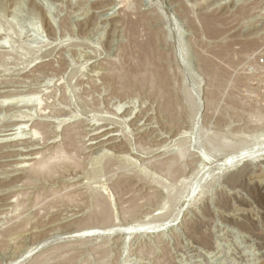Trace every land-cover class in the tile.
<instances>
[{
	"label": "rangeland",
	"instance_id": "obj_1",
	"mask_svg": "<svg viewBox=\"0 0 264 264\" xmlns=\"http://www.w3.org/2000/svg\"><path fill=\"white\" fill-rule=\"evenodd\" d=\"M263 186L264 0H0V264H264Z\"/></svg>",
	"mask_w": 264,
	"mask_h": 264
},
{
	"label": "bare ground",
	"instance_id": "obj_2",
	"mask_svg": "<svg viewBox=\"0 0 264 264\" xmlns=\"http://www.w3.org/2000/svg\"><path fill=\"white\" fill-rule=\"evenodd\" d=\"M130 1H131V0H130ZM209 23H210V22H209ZM207 25H208V24H207ZM209 25H210V24H209ZM210 27H211V25H210ZM212 28H213V27H212ZM208 30H209V29H208ZM210 30H211V29H210ZM212 30H213V29H212ZM212 30H211V31H212ZM156 33H157V32H156ZM154 42H155V41L153 40V37H151L149 40H147L145 43H143V44H144V45L142 46L143 49H142V48H141V49H142V50L145 49L146 52L149 51V49H151V48L154 46ZM198 45H199V44H198ZM200 47H201V46H200ZM198 48H199V47H198ZM147 49H148V50H147ZM201 49H202V48H201ZM151 50H153V48H152ZM198 50H199V49H198ZM223 50H224V49H223ZM203 51H204V48H203ZM207 51H210V50H207ZM150 52H151V51H150ZM210 52H211V51H210ZM212 52H213V50H212ZM217 52L221 53L220 50L217 51ZM143 53H144V52H143ZM148 53H149V52H148ZM202 53H203V52H202ZM225 53H226V51H225ZM146 54H147V53H146ZM213 54H214V53H213ZM144 55H145V54H144ZM147 55H148V54H147ZM152 55H154V54H152ZM203 55H204V54H203ZM211 55H212V54H211ZM226 55H227V54H226ZM142 56H143V55H142ZM149 56H150V55H149ZM175 56H176V55H175ZM215 56H216V55H215ZM145 57H147V56L145 55ZM152 57H153V56H152ZM202 57L205 58V55L202 56ZM209 57H210V56H209ZM216 57H217V56H216ZM222 57H223V55H222ZM222 57H221V58H222ZM226 57H227V56H226ZM142 58H144V56H143ZM148 58H149V57H148ZM148 58H146V59H148ZM154 58H155V56H154ZM144 59H145V58H144ZM144 59H143V60H144ZM152 59H153V58H152ZM202 59H203V58H202ZM208 59H209V58H208ZM224 59H226L225 56H224ZM148 60H149V59H148ZM153 60H154V59H153ZM206 60H207V59H206ZM212 60H213V59H212ZM212 60H211V61H212ZM222 60H223V59H221V61H222ZM231 60H232V59H231ZM215 61H216V60H215ZM146 62H147V60H146ZM205 62H206V61H205ZM142 63H144V62H142ZM142 63H141V64H142ZM210 63H211V62H209L208 64L210 65ZM213 63H215V62H213ZM220 63H221V62H220ZM220 63H218V64H220ZM228 63H229V62H228ZM221 64H222V63H221ZM157 65H158V64H157ZM160 65H161V64H160ZM160 65H159V67H160ZM214 65H215V64H214ZM223 65H224V64H223ZM216 66H217V64H216ZM220 66H221V65H220ZM161 67L163 68L162 65H161ZM161 67H160V70H161ZM222 67H223V66H222ZM214 68H215V66H214ZM216 68H217V67H216ZM225 68H228V67H225ZM225 68H223V69H225ZM158 69H159V68H158ZM158 69H156V70H158ZM162 70H163V69H162ZM210 70H211V69H210ZM210 70H209V71H210ZM225 70H226V69H225ZM225 70H224V72H225ZM227 70H228V69H227ZM154 71H155V70H154ZM158 71H159V70H158ZM165 71H166V70H165ZM211 71H212V70H211ZM216 71H217V70H216ZM216 71H215V72H216ZM222 71H223V70H222ZM163 72H164V71H163ZM166 72H167V71H166ZM154 73H156V72H154ZM158 73H159V72H158ZM218 73H219V72H218ZM164 74H165V73H164ZM219 74H220V73H219ZM160 75L162 76V74H160ZM224 75H225V74H224ZM161 76H160V78H162ZM166 76H167V75H165L164 77H166ZM218 76H219V75H218ZM166 78L168 79V76H167ZM167 79H166V80H167ZM220 79H221V78H220ZM166 80H165V81H166ZM161 81H162V80H161ZM165 81H163V82H165ZM166 83H167V81H166ZM211 96H212V95H211ZM212 100H213V98H212ZM35 125H36V124H35ZM107 126H108V125H107ZM36 129H37V127H36ZM40 129H41V128H40ZM102 129H103V127H102ZM113 129H114V128H113ZM103 130H104V129H103ZM95 131H96V130H95ZM107 131H109V130H107ZM107 131H106V132H107ZM99 132H100V131H99ZM109 132H110V131H109ZM109 132H107V133H105V134L103 135L104 138H105L106 135L109 134ZM91 137H92V136H91ZM101 137H102V136L99 135L98 139H101ZM108 137H109V136H108ZM93 138H94V137H93ZM102 138H103V137H102ZM96 139H97V138H96ZM98 139H97V140H98ZM108 139H109V138H108ZM29 140H30V139H29ZM108 141H109V140H108ZM91 142H92V141H91ZM94 142H95V141H94ZM95 143H96V142H95ZM103 143H104V141H103ZM23 144H24V143H23ZM27 144H28V142H27ZM37 144H38V143H37ZM90 144H91V143H90ZM103 145H104V144H103ZM124 145H125V144H124ZM39 146H40V145H39ZM105 146H106V144H105ZM122 146H123V145H122ZM89 147H91V146H89ZM93 148H94V147H93ZM96 148H97V147H96ZM35 149H37V148H35ZM24 150H25V149H24ZM39 152H40V151H39ZM246 154H247V153H246ZM25 155H26V154H25ZM25 155H23V156H25ZM13 156H14V155H13ZM35 156H36V155H35ZM242 156H243V155H242ZM10 157H11V156H10ZM32 157H33V156H32ZM25 158H26V157H25ZM25 158H24V159H25ZM106 158H107V156H106ZM233 158H234V157H233ZM33 159H34V158H33ZM28 160H29V159H28ZM225 160H226V159H225ZM225 160H224V161H225ZM229 160H230V158L227 159L226 161H227V162H230ZM32 161H33V160H32ZM220 161L222 162V160H220ZM18 162H19V161H18ZM28 162H29V161H28ZM222 163H223V162H222ZM31 164H32V163H31ZM225 164H226V163H225ZM17 172H18V171H17ZM20 172H21V170H20ZM18 176H19V175H18ZM15 178H16V177H15ZM19 178H20V177H19ZM17 179H18V178H17ZM120 184H121V183H120ZM255 184H256V183H255ZM261 184H262V183H261ZM259 185H260V184H259ZM121 187H122V186H121ZM263 187H264V186H263ZM119 189H120V188H119ZM260 190H261V189L259 188V191H260ZM261 191H262V190H261ZM261 191H260V192H261ZM263 191H264V188H263ZM263 191H262V192H263ZM258 196H259V195H258ZM0 197H1V196H0ZM260 197H261V196H260ZM257 198H258V197H257ZM261 198H264V197H261ZM5 199H6V198H5ZM258 200H259V199H258ZM2 201H3V200H2ZM262 203H263V202H262ZM101 205H102V203H101ZM99 206H100V205H99ZM99 210H100V208H99ZM101 210H102V208H101ZM103 211H104V210H103ZM103 211H102V212H103ZM105 211H107V210L105 209ZM106 213L108 214V217H109V216H110V215H109L110 213H108V211L105 212V216H106ZM98 214H100V213H98ZM95 215H96V214H95ZM99 216H100V215H99ZM97 217H98V216H97ZM106 217H107V216H106ZM100 218H102V217H100ZM103 218H104V215H103ZM110 218H111V216H110ZM110 218H109V221H110ZM106 219H107V218H106ZM106 219H101V221L103 220V222H104V220H106ZM108 223H109V222H108ZM171 224H172V222H171ZM173 224H174V223H173ZM105 225H107L106 222H105ZM108 225H109V224H108ZM112 226H113V225H112ZM105 227H106V226H105ZM168 227H169V226H168ZM99 228H100V227H99ZM102 230H103V229H102ZM87 231H88V230H87ZM91 231H92V230H91ZM120 232H121V231H120ZM118 235H119V234H118ZM120 235H121V234H120ZM35 247H36V246H35ZM33 251H34V250H33ZM29 253H31V252H29Z\"/></svg>",
	"mask_w": 264,
	"mask_h": 264
}]
</instances>
